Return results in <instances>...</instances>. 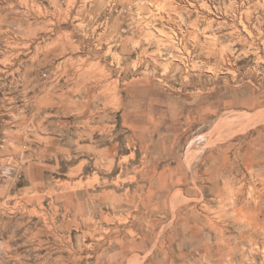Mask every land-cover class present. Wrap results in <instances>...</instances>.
<instances>
[{"label": "rangeland", "instance_id": "rangeland-1", "mask_svg": "<svg viewBox=\"0 0 264 264\" xmlns=\"http://www.w3.org/2000/svg\"><path fill=\"white\" fill-rule=\"evenodd\" d=\"M0 264H264V0H0Z\"/></svg>", "mask_w": 264, "mask_h": 264}, {"label": "bare ground", "instance_id": "bare-ground-1", "mask_svg": "<svg viewBox=\"0 0 264 264\" xmlns=\"http://www.w3.org/2000/svg\"><path fill=\"white\" fill-rule=\"evenodd\" d=\"M218 44V43H217ZM215 46V45H214ZM226 50V49H225ZM74 217V216H73Z\"/></svg>", "mask_w": 264, "mask_h": 264}]
</instances>
